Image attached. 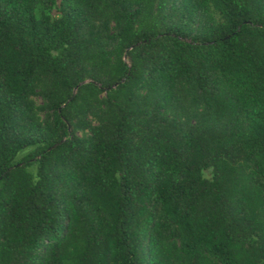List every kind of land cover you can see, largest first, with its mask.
Returning a JSON list of instances; mask_svg holds the SVG:
<instances>
[{"label": "trees", "instance_id": "trees-1", "mask_svg": "<svg viewBox=\"0 0 264 264\" xmlns=\"http://www.w3.org/2000/svg\"><path fill=\"white\" fill-rule=\"evenodd\" d=\"M0 264H264V0H0Z\"/></svg>", "mask_w": 264, "mask_h": 264}, {"label": "rangeland", "instance_id": "rangeland-1", "mask_svg": "<svg viewBox=\"0 0 264 264\" xmlns=\"http://www.w3.org/2000/svg\"><path fill=\"white\" fill-rule=\"evenodd\" d=\"M24 153H25V152L21 153V154L19 155V157H22Z\"/></svg>", "mask_w": 264, "mask_h": 264}]
</instances>
